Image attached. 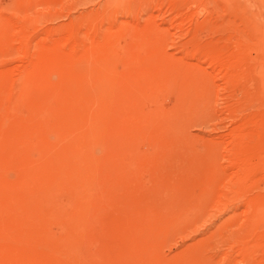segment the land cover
<instances>
[{
    "label": "rangeland",
    "instance_id": "obj_1",
    "mask_svg": "<svg viewBox=\"0 0 264 264\" xmlns=\"http://www.w3.org/2000/svg\"><path fill=\"white\" fill-rule=\"evenodd\" d=\"M0 264H264V0H0Z\"/></svg>",
    "mask_w": 264,
    "mask_h": 264
}]
</instances>
